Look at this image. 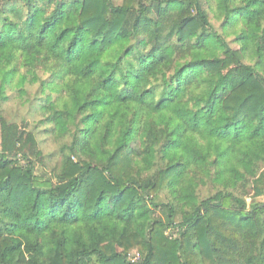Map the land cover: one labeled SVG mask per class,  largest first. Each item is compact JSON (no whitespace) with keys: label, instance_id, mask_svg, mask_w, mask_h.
<instances>
[{"label":"trees","instance_id":"obj_1","mask_svg":"<svg viewBox=\"0 0 264 264\" xmlns=\"http://www.w3.org/2000/svg\"><path fill=\"white\" fill-rule=\"evenodd\" d=\"M120 2L0 0V264H264V0Z\"/></svg>","mask_w":264,"mask_h":264},{"label":"rangeland","instance_id":"obj_2","mask_svg":"<svg viewBox=\"0 0 264 264\" xmlns=\"http://www.w3.org/2000/svg\"><path fill=\"white\" fill-rule=\"evenodd\" d=\"M115 4H120V0H113ZM208 16L210 19V24L218 34L222 35V29L220 27V21L216 19L211 11H208ZM232 38H227L226 41L230 43V46L235 48L236 46L231 43ZM26 93H20L17 91L16 87H7L3 91L5 97L0 98V115L5 121L9 123H15L24 128L27 132L32 133L39 144L40 151L44 157V169L49 172L57 162L59 158L56 155L55 145L52 143L50 138H45L41 133L40 129H37V115L32 109V105L35 104L36 90L38 85H33L32 87L25 86ZM40 165V166H39ZM35 163V173L38 174L42 172L41 165ZM204 192V191H203ZM264 203V196L256 199H247L248 205L251 203ZM129 258L132 260H137L138 256L135 254H130Z\"/></svg>","mask_w":264,"mask_h":264}]
</instances>
